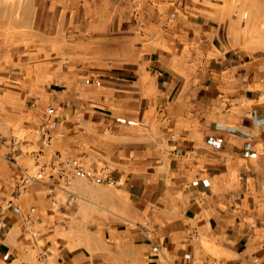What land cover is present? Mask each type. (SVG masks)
<instances>
[{"label": "crops", "instance_id": "crops-1", "mask_svg": "<svg viewBox=\"0 0 264 264\" xmlns=\"http://www.w3.org/2000/svg\"><path fill=\"white\" fill-rule=\"evenodd\" d=\"M203 4L179 9L158 53L123 13L92 18L82 70L43 74L39 136L0 143V264H264V68L232 42L237 13ZM59 5L36 0L32 27L57 33L67 14L75 30Z\"/></svg>", "mask_w": 264, "mask_h": 264}, {"label": "rangeland", "instance_id": "rangeland-1", "mask_svg": "<svg viewBox=\"0 0 264 264\" xmlns=\"http://www.w3.org/2000/svg\"><path fill=\"white\" fill-rule=\"evenodd\" d=\"M42 1L45 9L51 6L52 0ZM202 1L205 4L209 0H75V3L73 0H59L61 10L75 6L77 25L75 30L68 29L71 16L65 14L61 16V29L56 33L32 27L36 0H0V133L19 141L39 136L34 125L41 112L35 106L42 96V88L46 85L48 88L51 82L50 78L43 79L42 76L46 72L51 74V67L58 61L64 68L75 63L82 70L79 67L84 62V43L99 42L101 33L90 28L92 18L94 23L100 18L105 21L110 13L117 11L118 16L123 13L127 25L134 22L143 37L147 38V27L151 28L156 35L155 49L158 53L164 48V42H159L163 29L174 23L179 9L199 5ZM212 1L237 13L235 18L242 36L240 38L238 32H233L237 37H231L232 42L240 39L243 47L250 48L253 69L263 70L264 61L259 64L255 58L264 55V0ZM101 10L100 14L97 13ZM85 16L89 21L84 20ZM47 18L50 20L51 16L44 10L40 22ZM85 22L89 25L87 31ZM147 43L140 42L143 58L149 57ZM97 49L88 46V57ZM112 50L115 52L116 48L113 46ZM68 58L72 60L71 64L67 63ZM30 150L38 151L39 146L34 143Z\"/></svg>", "mask_w": 264, "mask_h": 264}, {"label": "built area", "instance_id": "built-area-1", "mask_svg": "<svg viewBox=\"0 0 264 264\" xmlns=\"http://www.w3.org/2000/svg\"><path fill=\"white\" fill-rule=\"evenodd\" d=\"M246 16V15H245ZM4 141V136L3 134L0 133V143ZM46 145H49V142H46ZM69 166L73 168V172L75 176L79 178H86L88 176L86 170L84 169L83 165L79 162L77 159H72L68 162ZM44 173L43 172H38L36 175H31V174H25L21 176L19 181L17 182V189L20 190V186H25L27 183L41 179L43 178ZM107 182L109 184H115V181L113 179L108 178ZM153 251H158V247L154 246Z\"/></svg>", "mask_w": 264, "mask_h": 264}]
</instances>
